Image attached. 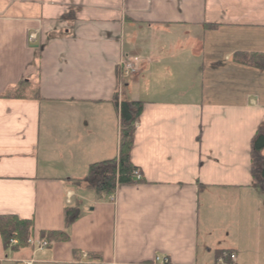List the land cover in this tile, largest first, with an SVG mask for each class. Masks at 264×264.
Listing matches in <instances>:
<instances>
[{"label":"crops","instance_id":"1","mask_svg":"<svg viewBox=\"0 0 264 264\" xmlns=\"http://www.w3.org/2000/svg\"><path fill=\"white\" fill-rule=\"evenodd\" d=\"M252 54L264 0H0V96L20 81L39 93L0 98V217L38 238L78 213L45 250L0 241V264H264L250 174L264 71L235 61ZM122 59L136 75L120 78ZM115 99L143 103L130 161L144 183L108 202L82 180L117 155Z\"/></svg>","mask_w":264,"mask_h":264},{"label":"trees","instance_id":"2","mask_svg":"<svg viewBox=\"0 0 264 264\" xmlns=\"http://www.w3.org/2000/svg\"><path fill=\"white\" fill-rule=\"evenodd\" d=\"M208 29L215 28L206 25ZM239 56V55H238ZM238 63L252 66L264 71V55H240L236 58ZM27 94L39 99L37 88L20 81L9 90L1 99L26 98ZM119 118L118 149L116 157L111 160L93 163L89 166L86 177L82 182L93 189L97 194L110 195L120 186L140 185L144 183L143 177L136 179L138 169L130 161V152L133 145L134 124L139 118L143 103L137 101L114 100ZM140 173V172H139ZM250 174L253 188L264 193V124L257 129L250 142ZM77 211L66 209L64 212V229L62 231L46 232L40 234V240L48 243H62L69 240L68 229L77 218ZM33 236V224L30 220H21L15 216L0 217V241L4 250L20 251L28 247L27 241ZM15 240L17 244L9 247V241Z\"/></svg>","mask_w":264,"mask_h":264},{"label":"built area","instance_id":"3","mask_svg":"<svg viewBox=\"0 0 264 264\" xmlns=\"http://www.w3.org/2000/svg\"><path fill=\"white\" fill-rule=\"evenodd\" d=\"M120 67H121V73H122V75H124V76H128V75H132V74H134L135 73V68H134V66L132 65V63L131 62H122L121 64H120ZM10 243L11 244H15V242L14 241H10ZM45 243H38V249H42L43 247H45ZM229 260H230V264H233L232 262L234 261V256H232V255H230L229 256ZM157 261V260H156ZM167 261L166 260H164L162 263H166ZM220 263H221V261H220ZM22 264H31V262H23ZM222 264V263H221ZM223 264H228V263H223Z\"/></svg>","mask_w":264,"mask_h":264},{"label":"rangeland","instance_id":"4","mask_svg":"<svg viewBox=\"0 0 264 264\" xmlns=\"http://www.w3.org/2000/svg\"><path fill=\"white\" fill-rule=\"evenodd\" d=\"M137 72H138V70L136 69V71H135V75L137 74ZM2 252V256H4V253H3V251H1ZM85 255V254H84Z\"/></svg>","mask_w":264,"mask_h":264}]
</instances>
